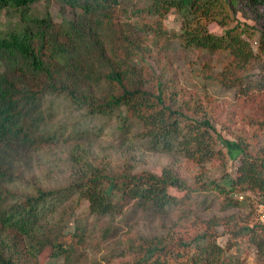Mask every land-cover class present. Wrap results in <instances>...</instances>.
<instances>
[{
    "label": "trees",
    "instance_id": "1",
    "mask_svg": "<svg viewBox=\"0 0 264 264\" xmlns=\"http://www.w3.org/2000/svg\"><path fill=\"white\" fill-rule=\"evenodd\" d=\"M36 1L0 0V18L20 21L0 29V264H40L49 248L54 258L74 264L89 236L87 224L70 222L73 210L63 219L53 216L75 200L88 202L90 214L100 218L119 216L131 204L163 218L186 200L173 190L192 196L219 189L223 210L252 205L256 211V202H264V146L257 133L236 131L234 122L239 115L264 129V73H247L264 53V0H55L62 16L71 13L61 21L48 11L33 14ZM171 9L182 18L179 30L167 27ZM213 23L222 32L212 31ZM173 41L228 54L218 74H200L206 90L240 87L234 110L224 115L213 94L178 86V77L154 51ZM53 95L94 117L115 120L122 131L140 128L152 150H180L188 168L200 169L196 186L180 164L171 163L160 173L91 166L63 187L43 188L29 176L30 161L58 141L45 115ZM221 142L239 163L228 189L214 180L206 188L207 164L225 157ZM239 216L236 222L202 218L177 234L126 239L120 258L107 264H238L243 247L255 251L254 264H264V222ZM221 224L229 235L226 245L215 231Z\"/></svg>",
    "mask_w": 264,
    "mask_h": 264
},
{
    "label": "rangeland",
    "instance_id": "2",
    "mask_svg": "<svg viewBox=\"0 0 264 264\" xmlns=\"http://www.w3.org/2000/svg\"><path fill=\"white\" fill-rule=\"evenodd\" d=\"M49 12L54 19L61 21L69 18L70 12L61 15L60 6L55 0H37L32 5V13L42 14ZM20 21L12 19L3 14L0 18V29L11 30ZM166 24L169 29L179 30L182 18L175 9H171L167 15ZM217 33L223 28L217 23L210 26ZM257 46V45H255ZM162 62L171 68V72L178 77V86L191 90L202 96L205 92L213 94L220 107L224 110H234L237 107V95L240 87L227 88L224 86L209 85L205 89L204 77L200 72L205 70L218 74L225 67L229 56L224 52L210 53L196 49H185L178 42H171L166 48H154ZM250 76L263 75L264 53L261 58L254 60ZM156 67L158 65L155 62ZM251 79H256L252 78ZM48 109L45 110L48 127L59 135L58 141L43 147L34 154L31 159L29 176L38 180L43 188L55 189L63 187L76 171L88 169L91 166L116 169L126 167L135 172L149 170L160 173L164 166L175 163L180 164L184 173L189 177L192 186H196L194 180L199 168L193 165L187 167L188 162L184 154L178 150L175 154L152 150L148 140L142 138L140 128L134 127L129 132L122 131L115 120L105 117H94L87 113L86 109L80 108L64 96H51L48 98ZM257 108V106H253ZM222 113V114H223ZM235 130L244 135L257 133L259 144L264 146V129L259 131L253 127L245 118L237 115L234 122ZM255 126V125H254ZM246 132V133H245ZM225 137L235 142L233 134H227L222 130ZM225 157L215 159L207 164L205 174L206 188L210 187L208 181H216L220 187H230V177L235 156L229 149L219 144ZM26 168L29 167L26 165ZM180 198L186 200L177 208L173 209L163 218L151 217L147 212L135 207L128 206L125 213L116 217L100 218L89 212V204L82 201L66 202L61 205L53 218H66L71 216L70 222L81 221L87 224L89 236L85 245L81 246L75 255L74 264H107L108 259L116 262L120 257L118 253L126 247V239H135L137 236H163L177 234L179 230L185 229L189 223L206 218L212 221L213 217L227 216L231 222L249 218L257 220V212L253 206L229 208L223 210L222 199L219 189L196 191L192 196H186L185 191H175ZM260 220V219H259ZM218 242L226 245L229 235L225 234V225H218ZM238 251L236 256L238 264H254V254L246 247ZM247 249V250H246ZM79 256V257H77ZM77 257V258H76ZM40 264H64V257L54 258L52 249L49 248L39 257Z\"/></svg>",
    "mask_w": 264,
    "mask_h": 264
},
{
    "label": "built area",
    "instance_id": "3",
    "mask_svg": "<svg viewBox=\"0 0 264 264\" xmlns=\"http://www.w3.org/2000/svg\"><path fill=\"white\" fill-rule=\"evenodd\" d=\"M238 163V161H235V163H233L232 171L237 168ZM233 195L239 199L245 198V194L243 193H234ZM256 212L260 221L264 222V202H256Z\"/></svg>",
    "mask_w": 264,
    "mask_h": 264
}]
</instances>
